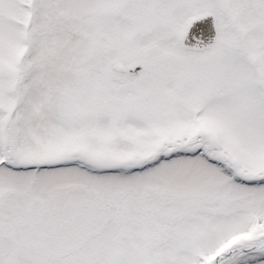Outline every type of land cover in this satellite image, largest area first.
Returning <instances> with one entry per match:
<instances>
[{
    "label": "snow or ice",
    "instance_id": "snow-or-ice-1",
    "mask_svg": "<svg viewBox=\"0 0 264 264\" xmlns=\"http://www.w3.org/2000/svg\"><path fill=\"white\" fill-rule=\"evenodd\" d=\"M0 264H264V0H0Z\"/></svg>",
    "mask_w": 264,
    "mask_h": 264
}]
</instances>
